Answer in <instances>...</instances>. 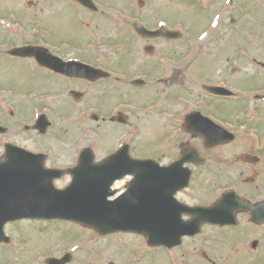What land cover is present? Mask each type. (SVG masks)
<instances>
[{
  "label": "rangeland",
  "instance_id": "obj_1",
  "mask_svg": "<svg viewBox=\"0 0 264 264\" xmlns=\"http://www.w3.org/2000/svg\"><path fill=\"white\" fill-rule=\"evenodd\" d=\"M33 3L35 6L33 9H31V12L33 14L37 15V11H39V7L41 6H49L52 7L51 9L57 10L58 13L56 14H49L47 11L40 10L38 15H43V17L37 19L38 24L49 27L51 31V37L57 40H63L66 39L69 42H71L74 47H76L80 42L83 40H87L92 35L90 32L82 27V22H79L74 16L78 15V10L73 9L69 5L64 7L56 4L53 2H44V0H34ZM201 4L204 6H207L208 9H202L200 5L197 3H191L189 0H145V4L142 8H139L137 6H134L132 3L130 4L128 0H100L99 2L102 5L101 10L103 11H109L108 7L106 5H113L115 7L121 8L123 11L128 12L135 16H141L143 17L149 24V26H152L156 23V16L160 15L162 18L166 19L169 24H173L174 22L178 21L177 26L183 27L182 34L183 39H181L179 42L174 43L176 47H172L170 45L167 46V48H173L176 49L175 54L180 51H185V43H186V37L189 36H195L197 35L203 27H205L210 21V30H215V34L213 35L212 39L210 40V45L207 48H212L215 51L212 53L221 58L224 64L227 65L228 62L233 60L236 52V48L243 44V38L242 33L245 29H236L231 30L230 27L227 25L223 28L218 29V25L215 27L211 26V22L213 20L214 15H216V11L218 8V5L220 1L222 0H200ZM240 1V0H239ZM245 4V8L248 11L250 6L253 8L250 11V14H248L245 17L246 23H251L254 27L256 26V31L259 32L262 36L264 35V0H247L251 1L247 3L245 0H241ZM1 3V1H0ZM14 5H18V2L15 0L12 2ZM256 6V7H255ZM35 8L36 11L34 10ZM61 8V9H60ZM60 9V10H59ZM247 11V12H248ZM108 15L111 14V12ZM99 15H94L91 13H85L83 16L84 19H87V23L92 25L93 27L97 28L98 33H103L105 35H119L117 31L113 28L111 23H107L103 20L104 18L101 17H108V15L103 14L100 12V9L97 12ZM103 14V15H101ZM105 15V16H104ZM97 16V17H96ZM101 16V17H100ZM33 21V20H32ZM30 21V22H32ZM105 24V25H104ZM263 27V29H261ZM255 28V27H254ZM18 30V25L16 24H8V23H0V40H3V36L5 31L13 32ZM98 34V35H100ZM16 36H19L17 34ZM103 37V36H102ZM11 38H14V35L11 36ZM17 43L21 42V37L15 38ZM119 40L123 41V39L120 37ZM262 43L259 45H256L255 52L259 54L261 57H264V54L262 53L264 50V38H261ZM35 41V39H34ZM147 42L151 43L155 46V49H157V45L164 44L162 41L157 40L154 41L153 39L147 40ZM144 44L139 43V48L134 49L133 51H126L125 48L127 47V43H124L119 50L118 53L121 52V56L123 57H129V62H123V66L128 71L129 76L141 74V72L150 73L151 76L155 74H159L160 72H154L152 66H155L157 64L156 57L162 56L161 54H164L165 51H163V48L165 46H161V49L159 48L158 51H154L152 53L153 57H150V55H146L141 50L143 49ZM73 53L85 56V52L83 49H74ZM109 53V52H107ZM209 53L205 52L204 55H201V59L197 62V67L200 66L203 59H206V56ZM108 57H111V55H108ZM111 62L114 60L108 58ZM119 61V59H117ZM206 65V69L209 71H214L216 68H218V60L214 57H208L204 61ZM149 65L147 70H144L145 66ZM167 65V64H165ZM190 65L188 68L183 67V70L185 71V74L188 76L186 77V80L190 82V86H196L197 87V81L199 78L196 75V73L200 72V69L198 68V71L196 73H192V69L195 66ZM167 72H161V74H169V67L164 68ZM41 72H44L42 69ZM39 70L33 71L32 68H29L26 66L23 61L14 60L7 56L0 54V120L2 123L8 127L10 130L7 135L2 136V142L5 138L11 137L13 139H17L20 141V143H26L29 139L28 144L35 147L37 145H42L43 147H46V144L48 142H51L53 145L51 148L55 149V146H58L59 151L63 150H72L75 145L81 146L84 143L81 142H87L89 145L93 144L94 151L97 152L99 155H101L103 152H107V150H112L116 145L119 143H122L127 140V138H130V141L133 142L131 145H133L134 149L138 153H134L138 156H140L142 148L145 145L152 144L153 141L159 138H164L166 140L167 138V132L165 129V118L162 114L157 115H145V111L149 104L153 101V93H151V88L154 90H157V92L160 90L159 86H156V89L154 86H150L151 84L148 82L146 84V87L144 89H139L141 87H134L131 85V83L123 84L121 86V89H118L115 85H108L104 87L106 90H102L99 87L92 88L91 92L93 96L96 95H103L106 92V97H109L111 101L103 102L101 99L99 100V103L94 100L92 96L91 103L89 104H95V103H107L109 105L108 110L110 106L114 103L113 107L114 109L120 108L121 104L120 101H127L133 102L135 104L133 105H141L143 109L134 110L131 113L127 115L129 120V126H118L112 123H103L100 120L94 121L91 118V111L90 109H83L81 110V104L78 106L76 105V102H72V105L63 107V104L66 103L70 99L68 97H59L57 93L55 92L60 87L57 86L55 83H45L43 82L42 74ZM218 69L215 70L212 74L209 75L204 74V76H211V78L218 79ZM39 79V80H38ZM149 81V80H148ZM130 84V85H129ZM256 86H259V84H256ZM13 88V89H12ZM120 88V87H119ZM98 91L97 93L95 91ZM197 90V89H195ZM194 90V91H195ZM104 91V92H102ZM7 96H4V93H9ZM156 92V91H155ZM171 92V91H170ZM50 95L49 98H45V95ZM125 95V96H123ZM122 96V97H121ZM119 97V98H117ZM127 99V100H125ZM46 106L53 107L56 110V113H59V111L66 112V114H57L53 113L54 115H51V122L52 125L49 128V130L46 133V137L40 136L36 131H29L30 133H26L23 130V127L21 123L16 121L17 117H20L22 122L30 123L33 122L35 119V113L36 110L45 109ZM11 108L12 111H16L17 115L14 120L9 118L6 115L7 109ZM69 108V109H68ZM132 108L131 104L130 107ZM74 109L76 112H74ZM79 110V112H78ZM4 113V117L1 113ZM103 112V111H102ZM101 112V115L103 113ZM68 113V114H67ZM98 127V128H96ZM96 131L97 134L94 135L91 138V141L88 142V139H90L89 132ZM162 133H165L164 136L160 137ZM35 134V135H34ZM135 134V135H134ZM37 136V137H36ZM37 138V142H32L31 140L33 138ZM48 139V140H44ZM82 141H81V140ZM86 140V141H85ZM93 140V143H92ZM160 142L162 139L159 140ZM246 141V140H245ZM1 142V143H2ZM247 142V141H246ZM262 143L264 144V134H262ZM95 145V146H94ZM157 143L155 144V146ZM51 146V145H47ZM96 154V153H95ZM60 160V159H59ZM230 186L229 184H225V188ZM251 188V187H249ZM200 193H203V189H199ZM195 195V192H193V195L189 197V200H199ZM211 197H206L203 199V201H208ZM21 228L23 229V232L30 233L25 234V237H27L31 243H33V240H35V245L33 247V250L37 248L38 251L42 250L45 247H50L51 252H55V246L57 244L60 245H67V240H64V237L60 238V230L58 228H55L53 226H49V228L45 229L43 232H39L38 235L40 238H38L36 232H35V226H32L29 223L21 225ZM249 227H238L233 229H225L222 234H224L226 237L231 238L234 232H238L239 234L243 235L248 231ZM13 234L15 230L11 231ZM23 232H21L23 234ZM78 232L76 235L77 240L83 236H79V234H84L81 229H74L70 228L66 233L75 235V233ZM20 233V230H19ZM19 233L17 236L14 234L15 241L18 243V245H15V249H19L20 247H28V243L24 242L23 244L19 240ZM19 237V238H18ZM21 239V238H20ZM60 239V241H59ZM242 238L240 241H237L238 245L243 242ZM198 240L202 243L204 249L208 251L212 255L213 259H219L220 256L225 255V251L228 249V247H218L215 245V241L210 239L208 235H202L198 237ZM59 243H56L58 242ZM72 241V239H70ZM101 240H96L93 237L89 236V239H87V242L90 243L89 246H86V249L83 247L80 252L76 253L82 257V259H73L71 264H101L99 263L98 259L95 258L97 254L93 255V253L96 251L97 243ZM138 241V240H134ZM56 243V244H55ZM108 244L114 245L117 248L110 247L111 248V255H113L115 252H117L118 248L124 247V243L122 241H118L117 237H113L110 240L107 241ZM201 243H195V244H189L190 252L193 254L199 251V246ZM102 244H105L104 242ZM185 246V245H184ZM99 248V247H98ZM102 251V255L104 256V248L102 245H100V248ZM24 252L26 251L25 248H23ZM38 251H34L33 254H35ZM188 251V252H189ZM212 251V252H211ZM6 252L4 251L0 252V264L5 263V259L11 258V253L7 252L4 256L3 254ZM189 252V253H190ZM143 254L144 252L141 251ZM179 253V250H165L162 248L159 249H153L148 252H145V257H142L143 259H151V262L154 264H167L166 261L170 259H174ZM14 255L16 253H13ZM193 254L190 253L189 259H197L193 256ZM19 257L20 254H17L14 256L11 260V264H42L44 262L45 258L42 256L31 258V254H27L29 256L28 258H25L24 256ZM95 258V259H92ZM39 259V260H37ZM241 259V258H240ZM239 262H234L232 264H243V262H246V260H240ZM244 259H249L248 254L244 256ZM100 261L104 259H99ZM109 260V259H108ZM251 259H249L248 262H250ZM198 261V260H197ZM231 261H228V259H221V264H230ZM247 263V262H246ZM105 264V263H104ZM117 264V262L113 263ZM126 264H129V259ZM195 264H198L195 262ZM205 264V263H204ZM248 264H262L259 260H254L252 263Z\"/></svg>",
  "mask_w": 264,
  "mask_h": 264
},
{
  "label": "flooded vegetation",
  "instance_id": "obj_2",
  "mask_svg": "<svg viewBox=\"0 0 264 264\" xmlns=\"http://www.w3.org/2000/svg\"><path fill=\"white\" fill-rule=\"evenodd\" d=\"M223 63H225V62H223ZM228 66H229L228 64L227 65L222 64L221 69H220V74H219V78L226 79L227 81L231 80V75L227 74ZM249 66H253V67H255V69L257 68V65H253V64H245V63L236 64V63H234L232 65L231 69L234 72L239 71L241 74L242 69H246ZM261 66L264 67V65H261ZM244 76H245L244 81H242V79H241V81L236 83V86H238L240 88H242V87L249 88L250 86H252V83H253V79H252L253 75H252V73H247V74H244ZM212 97H214V96H212ZM217 98L218 97H216V100L214 101V104L212 107L208 106V110L210 109V113H209L210 116L214 117L215 119H217L219 121H221L220 118H223V119H227L229 122H234L236 128L243 129L245 132H248L250 129H252L254 131L264 130V123H257L256 122L258 115L262 111H264V102L251 104L248 101V99H249L248 97H242V96L237 97L233 102H226L225 100H221V99H217ZM185 101H186L187 106L184 105V103H182V102L179 103V104H181V106L179 107V111L185 112L184 116L186 114H189L190 112H195V111H199V110L202 112L205 110V104L201 103L200 101H196L193 97L188 96ZM230 114L235 115L236 118H234V117H227L226 118V115H230ZM173 115L178 117L180 114L177 112H174ZM165 147H166V149L169 150L168 155L170 157L171 162L177 160L179 157L180 158L181 157L188 158V155L186 154L185 151L187 149H190V148H195L197 150V152L199 153V156L204 159V165L200 166V167L205 166L204 170L197 171L198 179L202 180V179L206 178L205 177L206 174L207 175L208 174H216L217 177L219 178V180L213 179L214 181H217V182L224 181L223 177L220 178V173H221L220 168H221V165H223L225 162V157H226L225 148L229 147V145L217 144V145H213V147L211 146V148H210L209 146H205L203 144H194V143H190V142L186 141V142H182V143L168 144V145H165ZM198 149H201L202 151H200ZM258 152H264V146H261V151H258ZM182 154H183V156H181ZM166 155L167 154H163V156H166ZM186 165L192 169V172H193V170H195L194 174H196V169L199 167L194 166L193 164H190V163H188ZM258 174H259V172H258ZM212 178L213 177L207 176L208 181H210ZM185 190L186 189L177 193V196L179 199H180L179 195L184 193ZM243 196L249 198V200L252 203H257L261 199H264L261 196V193H259L257 191H247V192H245V194H243ZM182 198L187 199L188 195L184 194ZM237 218H239V221L241 222L243 227H245V226L249 227L248 231L245 234L250 235L252 232L251 225H253V224L250 221L249 213H247V212L238 213ZM236 226H227V227H222V228L233 229ZM212 227H215V226H212ZM262 227H264V226H262ZM221 235H223V234H221ZM236 241L237 240H234V242H236ZM260 242H264L262 238L260 239L259 243ZM204 256L207 258V256L205 254H204ZM70 259H74V258L71 256ZM207 260H208V262H211L210 259L207 258ZM212 263L215 264V262H212Z\"/></svg>",
  "mask_w": 264,
  "mask_h": 264
},
{
  "label": "water",
  "instance_id": "obj_3",
  "mask_svg": "<svg viewBox=\"0 0 264 264\" xmlns=\"http://www.w3.org/2000/svg\"><path fill=\"white\" fill-rule=\"evenodd\" d=\"M139 167V163L132 165L131 168ZM30 181V187L26 190V197L28 199L29 206H21L17 204H4V207L9 210H17L24 207V211L28 214H36L41 213L44 217H52L58 216L62 218H71L78 219L88 225H93L97 228H111V227H126L132 219L134 218L132 215H128L125 212L121 211L115 214L113 220L100 221L99 218L102 216L100 214H94L93 210L89 207L84 206L83 200L77 197H73V195L69 196H60L53 201L55 207L50 209H44V211H40L36 209V203L39 200H45L43 195L45 194H53V188L49 181H44L45 184L43 187H39V183L41 180H37L36 177H33ZM22 184V183H21ZM15 184L11 180H7L4 178L3 174L0 173V200H9V201H19L23 200V198H17L16 194H18V187L14 189ZM46 189V192H44ZM21 190V188H20ZM22 191V190H21ZM33 203V206H32ZM2 205H0V218H8L10 216H15L13 214H4L2 210H5ZM98 223V224H95Z\"/></svg>",
  "mask_w": 264,
  "mask_h": 264
}]
</instances>
